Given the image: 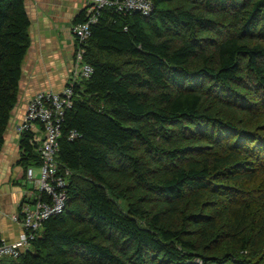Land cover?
<instances>
[{"label":"trees","instance_id":"obj_1","mask_svg":"<svg viewBox=\"0 0 264 264\" xmlns=\"http://www.w3.org/2000/svg\"><path fill=\"white\" fill-rule=\"evenodd\" d=\"M152 1L92 24L56 155L66 206L0 264H264V0ZM30 24L0 0V151Z\"/></svg>","mask_w":264,"mask_h":264},{"label":"built area","instance_id":"obj_2","mask_svg":"<svg viewBox=\"0 0 264 264\" xmlns=\"http://www.w3.org/2000/svg\"><path fill=\"white\" fill-rule=\"evenodd\" d=\"M83 1L86 18L72 24L76 51L68 82L60 91L52 89L37 91L29 99L24 115L16 126L20 142L23 136H27L32 150L38 153L37 163L34 164L39 167L36 172L34 164L26 166L25 180H31L32 185L26 188L18 210L12 214V218L21 223L24 231L21 237L13 242H6L3 239L0 244V256H18L37 235L44 222L61 213L66 206L67 177L59 171L56 155L65 112L74 102L75 86L81 78H88L93 71L91 64L84 61L92 24L99 20L104 7H113L122 13L141 12L146 15L154 10L152 0ZM78 135L76 129L70 130V138ZM23 152L20 148L21 157Z\"/></svg>","mask_w":264,"mask_h":264},{"label":"crops","instance_id":"obj_3","mask_svg":"<svg viewBox=\"0 0 264 264\" xmlns=\"http://www.w3.org/2000/svg\"><path fill=\"white\" fill-rule=\"evenodd\" d=\"M30 15V45L22 64L18 101L13 109L0 151V230L2 238H20L23 227L11 218L24 197L25 168L21 163L16 131L29 99L39 90L60 91L73 70L76 40L74 18L84 8L83 0H26ZM26 182V180H25Z\"/></svg>","mask_w":264,"mask_h":264},{"label":"rangeland","instance_id":"obj_4","mask_svg":"<svg viewBox=\"0 0 264 264\" xmlns=\"http://www.w3.org/2000/svg\"><path fill=\"white\" fill-rule=\"evenodd\" d=\"M18 136H19V135H18ZM19 144H20V140H19ZM32 164H34V163H32ZM38 167H39V166H37V165L34 164V169H35L36 172H38ZM25 173H26V169H25ZM25 173H24V180L26 179V178H25V176H26ZM24 184H25V182H24ZM26 184H28V186H31V185H32V181H31V180H27V181H26ZM22 199H23V198H22ZM20 202H21V201H20ZM19 205H20V203L18 204V208H19ZM18 208H17V210H18ZM17 210H16V211H17ZM16 211H15V212H16ZM15 212H14V213H15ZM12 214H13V213H12ZM12 214H11V218H12ZM12 219H13V218H12ZM13 220H14V219H13ZM17 222H18V221H17ZM19 223H20V222H19ZM20 224H21V223H20ZM21 226H22V225H21ZM23 231H24V229H23ZM21 235H22V234H21ZM20 237H21V236H20ZM5 241H6V240H5ZM14 241H15V240H14ZM6 242H9V241H6ZM10 242H13V241H10ZM23 251H24V250H23Z\"/></svg>","mask_w":264,"mask_h":264},{"label":"bare ground","instance_id":"obj_5","mask_svg":"<svg viewBox=\"0 0 264 264\" xmlns=\"http://www.w3.org/2000/svg\"><path fill=\"white\" fill-rule=\"evenodd\" d=\"M105 8V7H104ZM99 18H100V16H99ZM31 241H29V245L27 246V248L25 249V250H27V249H29V248H31Z\"/></svg>","mask_w":264,"mask_h":264}]
</instances>
